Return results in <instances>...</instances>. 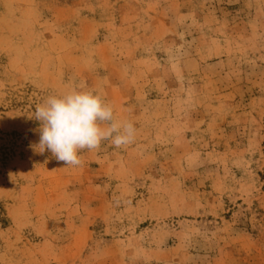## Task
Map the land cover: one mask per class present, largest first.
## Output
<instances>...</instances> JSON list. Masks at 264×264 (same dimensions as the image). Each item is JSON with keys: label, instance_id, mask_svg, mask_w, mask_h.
<instances>
[{"label": "rangeland", "instance_id": "374dc122", "mask_svg": "<svg viewBox=\"0 0 264 264\" xmlns=\"http://www.w3.org/2000/svg\"><path fill=\"white\" fill-rule=\"evenodd\" d=\"M81 84L137 135L64 167ZM0 264H264V0H0Z\"/></svg>", "mask_w": 264, "mask_h": 264}, {"label": "clouds", "instance_id": "9594fccd", "mask_svg": "<svg viewBox=\"0 0 264 264\" xmlns=\"http://www.w3.org/2000/svg\"><path fill=\"white\" fill-rule=\"evenodd\" d=\"M39 122V142L33 147L48 151L64 167L82 166L83 150H98L105 141L116 148L132 144L137 135L133 122L117 119L114 107L84 85L49 95L34 110Z\"/></svg>", "mask_w": 264, "mask_h": 264}]
</instances>
